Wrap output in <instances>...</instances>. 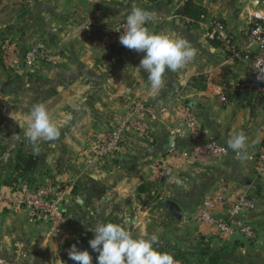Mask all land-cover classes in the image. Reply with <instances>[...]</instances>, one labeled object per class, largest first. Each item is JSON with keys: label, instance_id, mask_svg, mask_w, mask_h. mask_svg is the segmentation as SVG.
<instances>
[{"label": "crops", "instance_id": "crops-1", "mask_svg": "<svg viewBox=\"0 0 264 264\" xmlns=\"http://www.w3.org/2000/svg\"><path fill=\"white\" fill-rule=\"evenodd\" d=\"M189 3L204 10L199 21L185 15ZM20 6L22 11L0 24V41L10 38L23 52L43 45L52 60L34 73L7 74L0 86V264H55L62 241L97 223H118L147 238L156 210L165 245L175 253L209 247L228 264H264V174L257 163L264 144V102L234 89L247 79L249 64L210 37L211 22L220 21L239 52L256 50L247 31L255 13L264 16V0H0V19L9 7L12 13ZM133 7L152 14L151 32L184 38L197 52L193 61L167 73L160 90L151 88L139 68L143 53L108 40ZM35 104L45 105L61 132L57 141L40 142L39 155L25 139ZM136 109L142 116L123 133L120 150L96 158L105 134L137 118ZM188 115L196 117L202 143L216 144L225 155L171 158V148L196 145L188 135ZM239 131L248 137V159L227 146ZM19 153L39 158L28 178H51L67 192L61 235L29 209L4 200L16 190L8 181ZM165 165H171L170 175L163 172ZM219 194L253 202L242 219L254 239L200 221L204 198ZM152 195L155 203L146 204ZM215 216L234 218L222 204Z\"/></svg>", "mask_w": 264, "mask_h": 264}, {"label": "built area", "instance_id": "built-area-1", "mask_svg": "<svg viewBox=\"0 0 264 264\" xmlns=\"http://www.w3.org/2000/svg\"><path fill=\"white\" fill-rule=\"evenodd\" d=\"M126 26L125 20L114 27L108 36V40L111 42L118 40V42H120V36L123 34L122 32L126 30ZM211 26L212 31L210 37L225 44V48L232 57L243 60L249 64L247 79L244 82L237 83L234 89L243 92H251L264 102V16L261 13H255L251 18L250 26L247 31L250 45L256 48L254 51L249 49L244 52H239L225 35L224 26L220 21H212ZM21 51V49L17 51L16 46H13L10 42H6L2 47V53L5 56H13L9 61L12 63V67L15 65L18 66L15 69L17 72H21L23 68L39 69L52 60L50 52L43 45H35L24 52L22 51V62L17 58ZM20 65L23 67H20ZM135 116L137 118L130 117L123 121L117 128L105 134L103 142L95 151L96 158L112 155L120 150L123 141V133L132 127L135 120H138L142 116L141 109L135 110ZM186 121V125L189 129V138L192 139L196 145L193 148L185 149L171 148L169 150L171 158L189 160L199 159L204 156L212 157L226 154L225 149L212 142L206 144L202 143V135L195 116H186ZM261 129L264 133V125ZM257 163L258 173L263 175L264 144L261 153L257 157ZM163 172L166 175H170L172 173L171 165H165ZM66 197L67 192L63 190L61 186L47 183L35 187L25 186L21 188L18 186L16 190L10 192L9 196L6 195L4 200H6L9 205L29 209L33 217L47 221L51 232L58 236L63 232ZM219 204L230 207L234 214V218H216L215 210L216 206ZM253 209L254 204L247 197H239L236 201H231L225 198L224 194H219L215 198H204L199 210V219L209 226L217 227L222 233L228 234L233 233L235 230H241L249 236V238L254 239L255 233L245 225L242 219L243 214H247Z\"/></svg>", "mask_w": 264, "mask_h": 264}, {"label": "clouds", "instance_id": "clouds-1", "mask_svg": "<svg viewBox=\"0 0 264 264\" xmlns=\"http://www.w3.org/2000/svg\"><path fill=\"white\" fill-rule=\"evenodd\" d=\"M153 16L147 10L133 7L126 18V30L120 36V43L138 53H143L139 68L147 73L153 90H160L168 72L183 68L196 57V49L184 38H174L167 34L153 33L146 26ZM61 132L43 104H35L29 115L25 139L35 155H39L41 141L54 142ZM227 146L240 159L250 158L247 154L248 137L243 131L231 135ZM94 238L90 248L98 253L97 264H176L174 256L160 251L159 237L153 233L147 238L134 236L126 227L118 223H97L91 230ZM68 257L75 264H92L93 257L88 250L78 249L73 244Z\"/></svg>", "mask_w": 264, "mask_h": 264}, {"label": "rangeland", "instance_id": "rangeland-1", "mask_svg": "<svg viewBox=\"0 0 264 264\" xmlns=\"http://www.w3.org/2000/svg\"><path fill=\"white\" fill-rule=\"evenodd\" d=\"M20 8H21V6L18 9H13V12L11 13V7H9V9L6 11L7 16L0 19V24L9 22L10 18L13 15H15L18 11H22V8L21 9ZM6 42H10V44H12L13 46H16L17 51H18V49H21L19 47V44H13L14 41L11 40L10 38L8 40H5V41L3 39H1V41H0V86L3 82V80H5L7 78V74H9L11 76L13 73L15 75L14 77L17 78L16 76H22V75H25L26 73H30V72L34 73L36 70H38V69L34 70V69H28V68L24 69L23 68L21 72H17L15 69L18 66L15 65L12 67V65H11L12 63L9 61V59L10 58L12 59L13 56L8 57L2 53L3 44H5ZM17 58L20 62H22V60H21L22 59V51H21V53L19 52ZM20 67H23V66L20 65ZM29 180L32 182H30ZM29 180L24 179V180L20 181L19 187H21V188L25 187V186L35 187V186H39V185L47 184V183L58 185V186L61 185V183L56 184V183H54L56 181L52 180L51 178H45V177H35L34 176V177H30ZM62 189L65 190L64 188H62ZM145 201H146V204H149L150 202H152V204H154L155 203L154 202L155 197L152 195L150 200L145 199ZM160 218L161 217H159V211L156 210V212H153V215L151 218L152 224L150 227V232H151V234L155 233L159 237L158 244H157L158 249L160 251L168 252V253L172 254L174 256L175 261H176L177 260V252L175 253L174 252L175 250L172 249L171 246H169V244L165 245V242H164V240L166 239L165 228L163 229V228L159 227V223H157V221H160ZM94 227L95 226H92V228L90 230L84 229L83 231L80 230L79 232L74 231L75 235H73V237H71L70 240L62 241L59 244L58 255L56 257L57 262L55 264H75V262L70 260L68 257V251L73 244H76L78 249H80V250H88L93 257L92 264H97L96 257L98 256V253L94 252L90 248V245H89V241L94 238V233L91 231ZM124 227H127V226H124ZM193 262L195 263V261L191 260L189 264H191V263L194 264Z\"/></svg>", "mask_w": 264, "mask_h": 264}, {"label": "trees", "instance_id": "trees-1", "mask_svg": "<svg viewBox=\"0 0 264 264\" xmlns=\"http://www.w3.org/2000/svg\"><path fill=\"white\" fill-rule=\"evenodd\" d=\"M203 11L204 10L201 7L189 3L185 7L184 13L185 15L191 16L193 20L199 21L201 16L204 15ZM212 43L215 45H221V42L213 41ZM39 163V158L36 156L19 153L12 166V175L9 178L8 183L16 188L19 186V179L29 180L30 178H28L27 175L35 169ZM177 260L182 261L185 264H189L191 260L195 261V263L193 262L194 264H228L227 259L223 254L214 251L209 247L202 248L193 253L177 252Z\"/></svg>", "mask_w": 264, "mask_h": 264}, {"label": "water", "instance_id": "water-1", "mask_svg": "<svg viewBox=\"0 0 264 264\" xmlns=\"http://www.w3.org/2000/svg\"><path fill=\"white\" fill-rule=\"evenodd\" d=\"M174 141H175L174 139H171V146L172 147L175 146V142ZM170 204H171V207L176 210L178 217L181 218L182 217V214H181L178 206L176 204H174V203H170Z\"/></svg>", "mask_w": 264, "mask_h": 264}]
</instances>
